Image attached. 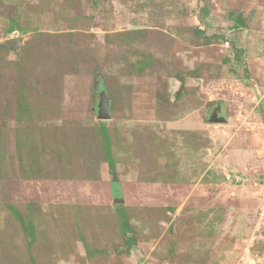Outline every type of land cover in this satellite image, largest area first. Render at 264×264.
<instances>
[{"label":"rangeland","instance_id":"374dc122","mask_svg":"<svg viewBox=\"0 0 264 264\" xmlns=\"http://www.w3.org/2000/svg\"><path fill=\"white\" fill-rule=\"evenodd\" d=\"M0 264H264V0H0Z\"/></svg>","mask_w":264,"mask_h":264},{"label":"trees","instance_id":"16d2710c","mask_svg":"<svg viewBox=\"0 0 264 264\" xmlns=\"http://www.w3.org/2000/svg\"><path fill=\"white\" fill-rule=\"evenodd\" d=\"M14 30L15 29H11V32L14 31ZM100 88L103 91V87L101 86ZM100 134H101V136L103 138V145H104V149H105V152H106L107 160L109 162V165H110L112 171H114L115 170V161L113 159L112 144H111L109 131H108V128H107L105 123H101L100 124ZM115 186H118V184L115 183ZM115 196H121V193H120L119 189L116 190ZM10 211L16 217V219H18L20 221L21 224L24 222L21 214L19 213V211L16 208L11 206L10 207ZM120 214H121V218H122L123 231H124V233L126 235H128L129 232H131L130 223L128 221L127 216L123 212V210L121 211ZM25 230H29L31 235H34V225L32 223H28L27 226L25 227ZM127 244H128V248L129 249L134 246L135 241L132 239V237L127 236Z\"/></svg>","mask_w":264,"mask_h":264},{"label":"water","instance_id":"95a60500","mask_svg":"<svg viewBox=\"0 0 264 264\" xmlns=\"http://www.w3.org/2000/svg\"><path fill=\"white\" fill-rule=\"evenodd\" d=\"M21 39H13V40H7L4 42V46L10 47L11 45H14L15 43L19 42ZM98 110V119L99 120H107L110 118V102L108 99V96L105 91H102L100 93L99 97V104L97 107ZM115 201L121 202L122 200L120 198L115 199Z\"/></svg>","mask_w":264,"mask_h":264}]
</instances>
